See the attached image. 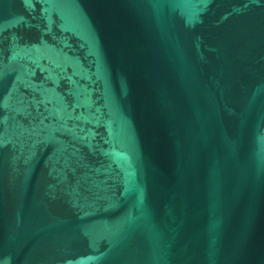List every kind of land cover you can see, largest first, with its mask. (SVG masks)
<instances>
[{
	"label": "water",
	"instance_id": "1",
	"mask_svg": "<svg viewBox=\"0 0 264 264\" xmlns=\"http://www.w3.org/2000/svg\"><path fill=\"white\" fill-rule=\"evenodd\" d=\"M0 264H264V0H0Z\"/></svg>",
	"mask_w": 264,
	"mask_h": 264
}]
</instances>
